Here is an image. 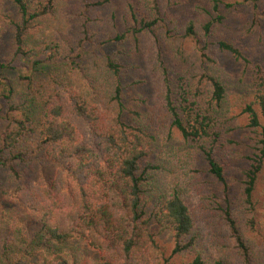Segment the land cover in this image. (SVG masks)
<instances>
[{"label": "trees", "instance_id": "obj_1", "mask_svg": "<svg viewBox=\"0 0 264 264\" xmlns=\"http://www.w3.org/2000/svg\"><path fill=\"white\" fill-rule=\"evenodd\" d=\"M170 1L142 0V10H153L162 23H167ZM244 1L257 3L259 0ZM53 2L0 0V69L26 55L27 35L35 22L48 16L54 8ZM109 2L100 0L95 5ZM213 3V10L217 11L218 0ZM129 18L132 22L127 30L135 40L139 33H153L152 28L158 22L157 18L136 14L132 5ZM212 23L208 21L202 26L205 44L199 51L207 63H213L206 53ZM9 27L13 42L8 63L2 57L1 40ZM94 36L85 29L83 37L69 43L65 54L57 50L50 59L34 61V73L44 69V62L61 60L66 67L64 76L52 79L42 97L43 115L38 122H33L27 113L10 102L6 111L0 109V153L9 156L2 161L4 166L15 175L18 171L12 163L18 165L34 158H45L59 167L52 180L31 187L24 196L39 234L52 252H14L11 241L5 240L0 247V264H169L172 256L185 252L194 253L188 264H203L204 248L198 247L196 242L197 217L182 188L175 185L166 195L155 193V202L149 195L156 191L155 177L160 166L149 158L152 136L148 115L126 103L129 94L128 86L121 81L122 65L113 55L103 56V67L114 76L112 85L92 78L85 84V90L68 84L63 78L77 72L87 74L81 63L90 54L87 47L94 44ZM124 38L125 34L116 37L120 43ZM184 38L192 39L197 45L200 43L193 22L186 26ZM217 46L235 60H245L233 44L219 40ZM202 72L199 82L204 81L208 88L203 104L188 97L181 85L176 98H172L166 86L164 107L171 126L179 131L183 140L194 143L208 173L223 185L226 193L225 172L217 153L223 144L231 145L233 140L221 135L216 118V109L222 107L226 90L217 75L206 69ZM245 112L249 127L259 129L258 143L263 146L244 173V203L253 210L254 187L264 162V93L261 89H257L252 105ZM223 212L243 258L239 264H248V252L238 224L228 209ZM151 225L159 232L171 233L170 255L166 254ZM80 241L96 253L87 262L81 260L83 255L88 256V251L71 245Z\"/></svg>", "mask_w": 264, "mask_h": 264}, {"label": "rangeland", "instance_id": "obj_2", "mask_svg": "<svg viewBox=\"0 0 264 264\" xmlns=\"http://www.w3.org/2000/svg\"><path fill=\"white\" fill-rule=\"evenodd\" d=\"M97 1L100 0H54V8L48 16L35 22L27 35L26 55L0 69V109L6 111L10 102L27 113L33 122H38L43 115L42 97L52 79L64 76L66 67L57 60L60 55L55 57L57 62H44V69L34 73V61L50 59L57 50L65 54L69 43L83 37L85 29L89 35L94 33V44L87 47L90 54L81 63L87 74L77 72L63 78L68 84L85 90V84L92 78L112 85L114 76L103 67V56L113 55L122 65L121 81L128 86L129 94L126 103L147 114L151 123L149 158L160 166L155 177L156 191L149 193L152 201L157 199L155 193L166 195L175 185L182 188L197 217L196 242L198 247L204 248L203 264H239L243 260L224 217L223 211L228 209L243 235L248 264H264V162L254 187L253 210L246 207L243 194L244 173L263 147L258 143L260 131L249 127L245 109L252 105L257 89L264 93V0L257 3L218 0L217 11L213 10L215 0H171L167 23H162L153 10L143 11L142 0H110L102 6L95 5ZM130 5L136 14L158 19L153 33H139L137 40L131 36V31L127 30L132 22ZM208 21L213 23L206 53L213 63L203 61L199 51L205 44L202 26ZM189 22L195 25L200 40L198 45L184 38ZM121 34H125L122 43L116 39ZM12 38L9 27L1 40L2 57L8 63ZM219 40L237 47L245 60L237 61L231 54L220 51ZM205 69L217 75L226 90L222 107L216 109L221 135L233 140L231 145L223 144L217 153L225 172L226 193L223 185L208 173L194 143L183 140L179 131L171 126L164 107L166 86L172 98H176L181 85L188 97L203 104L208 88L199 79ZM8 157L0 153V247L8 240L14 252L41 250L51 253L26 207L24 196L31 187L52 180L59 167L45 158H34L18 165L12 163L18 171L15 175L2 164ZM150 228L170 255L171 233L159 232L154 225ZM71 245L88 251L87 257L83 255V262L96 255L83 241ZM193 258V252H185L172 256L169 264H188Z\"/></svg>", "mask_w": 264, "mask_h": 264}]
</instances>
